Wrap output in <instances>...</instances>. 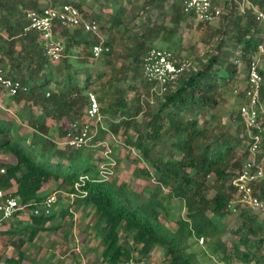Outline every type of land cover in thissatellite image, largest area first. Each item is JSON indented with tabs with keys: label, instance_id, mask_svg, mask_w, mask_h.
<instances>
[{
	"label": "trees",
	"instance_id": "16d2710c",
	"mask_svg": "<svg viewBox=\"0 0 264 264\" xmlns=\"http://www.w3.org/2000/svg\"><path fill=\"white\" fill-rule=\"evenodd\" d=\"M108 1L115 8L107 21L108 28L101 20L103 17L90 10L88 0L53 3H72L100 23L101 33L116 29L121 35L120 39H105L81 27L61 29L58 36L64 44L63 55L59 61H53L38 34L25 31L28 12L43 8L46 2L0 0V61L8 76L20 79L29 88L27 92L10 96L11 100L17 103L27 100L33 107L43 108L39 118L31 111L27 120L33 127L30 134L23 133L20 124L0 119V168H6L0 187L28 204L31 211L28 219L32 224L28 240L32 241L41 231L67 224L65 219L72 215L71 208L84 204L96 218L102 264H120L139 257L149 261L157 247L165 252L168 264H195V253L190 248L194 239L201 236L213 242L211 249L222 263L264 264V219L242 209L239 216L243 221L233 230L230 244L222 240L220 223L234 214L229 208L237 193L233 180L244 163L237 158L238 149L243 142L247 143L239 107L248 101L242 90L237 94L235 90L246 82V74L242 81L239 78L241 67L244 65L247 70L253 54L264 44V21L257 18L254 9L264 12V0H249L251 5L244 12L240 2L239 11H234L237 4L225 0L217 28L199 21L204 31L202 41L211 44L216 40L215 48L198 58L196 64L200 67L185 71L173 81L146 112L141 105V94L137 98L122 95L121 84L129 81V71L142 73L148 41L154 33L167 28L168 0H144L142 6H134L133 17L130 16L132 0H124L125 4L122 0ZM185 1H172L170 9L175 10L178 21L184 13ZM154 11L157 14L153 20ZM189 15L195 18L194 14ZM137 16L145 17L140 24L136 23ZM174 25L180 28L178 22ZM97 43L109 46L110 50L94 58L93 46ZM117 46L122 50H117ZM79 47L85 53L76 51ZM86 57L107 67L94 73L84 65L88 61L80 60ZM120 59L129 60L128 66H117ZM260 70L264 77V70ZM142 79L145 91H150L152 85ZM52 83L56 85L54 89L50 87ZM90 88L95 89L100 103L106 104L101 112L114 116L108 127L100 128L96 140H101L109 130L116 134L123 130L128 146L138 152L136 161L139 164L147 161L152 167L151 170L139 168L138 175L154 177L155 187L148 181L140 191H132L126 182L111 175L103 178L104 154L96 159L92 151L84 152V148L59 146L61 140L49 133L47 117L56 122L82 119L81 107L89 105ZM126 89L138 91L140 87L136 83ZM227 92H234L236 100L231 113L236 124L234 132L228 130L220 114L221 107L227 103ZM203 112L210 114V120L201 124L199 116ZM141 113L145 114L143 122L137 119ZM243 153L249 155L248 145ZM233 167L237 168L233 170ZM84 175L87 179L81 180ZM77 182L80 191L75 187ZM52 184H57V189L68 187L73 200H68L69 206L60 208L57 204L60 209L49 214H36L35 209L41 208L44 199L52 193L51 190L42 193L44 186ZM260 188L264 196V180ZM172 198L182 201L183 215L176 217L172 213ZM58 216L59 226L49 225ZM13 242L23 256L26 244L23 236H17ZM5 264H22V258L7 257Z\"/></svg>",
	"mask_w": 264,
	"mask_h": 264
},
{
	"label": "rangeland",
	"instance_id": "374dc122",
	"mask_svg": "<svg viewBox=\"0 0 264 264\" xmlns=\"http://www.w3.org/2000/svg\"><path fill=\"white\" fill-rule=\"evenodd\" d=\"M72 2H78V0H72ZM90 2V0H88ZM239 2L242 3L243 0H233V3L237 4V7H234V11H239ZM43 4V3H42ZM88 4V3H87ZM183 7V6H182ZM225 12H229L228 9ZM185 20H182V23L179 24V32L178 36L181 39L178 41V48L172 49L177 54L183 57H188L193 60L194 65L196 67H200L196 62L198 58L203 56L207 51H211V49L215 48L217 41L213 40L211 44H206L202 41V36L204 34L202 24H198L195 18L192 16H186ZM221 20H217L212 23L211 26L213 28L220 27ZM95 35V34H94ZM100 35L101 32H100ZM97 36V35H96ZM262 46V47H261ZM259 49L253 54L252 59L258 60L259 66L262 70H264V44H262ZM81 61L91 60L89 58H80ZM247 70L244 65L240 69L239 78L242 81V78L245 76ZM108 76L110 71L107 72ZM143 75L142 73L133 74V71H129L128 79L126 83L121 84V88L124 91L121 92L123 95H127L129 98H137L139 94L141 105L143 107V111L150 107L149 105H155L157 102V96L152 95L151 91H145L146 85L143 83ZM142 79V81H141ZM240 81V82H241ZM139 84L140 89L138 91L126 89L129 84ZM238 83L233 87L235 88ZM55 84H52V88H55ZM98 86V85H97ZM264 86V85H263ZM48 87V86H47ZM241 86L238 85L237 88ZM112 88V87H111ZM94 88L88 89V92H94ZM227 98V103L221 107L220 114L223 122L227 125V128L230 132L235 131L236 124L232 122L231 113L236 106V100L234 97V92L230 94L227 92L225 94ZM149 103V104H147ZM88 105H84L81 107V111L83 113L82 118H85V110ZM32 108V109H31ZM106 108V104L101 102V110ZM31 111L36 114L35 118H39L43 113V108L41 107H33L27 100H23L20 103H17L14 100H11V97L5 93L0 95V119L14 121L21 125V131L26 134H30L33 131V127L31 124H28V118L30 116ZM103 117L101 120L96 123L92 122V132H93V140L90 145L85 147L84 152H90L94 154V157H102L105 154V151L111 150L110 156L112 157L113 165L109 166V171L111 172V176L113 179H117L119 181L126 182L128 184V188L132 191H140L143 186L150 181L152 187L156 186V180L154 177L148 178L145 174L143 177L138 175L139 168L146 167L151 170V165L146 161L143 164H139L136 161V156L138 157V152L134 148H130L125 141V133L121 130L120 133L116 134L111 130L107 131L101 140H96L98 138L100 128L108 127L110 120L114 117L111 113H105L102 111ZM210 114H206L205 112L200 114V122L201 124L204 121H209ZM45 120L46 126L49 128V133L61 140L59 146L65 145L63 142L65 140V131L70 124V120H61L60 122H56L52 120L50 117H47ZM25 119V120H24ZM79 119H81L79 117ZM140 122L145 120V114L141 113L137 117ZM212 121V120H211ZM213 122V121H212ZM49 123L51 125H49ZM57 123V124H56ZM48 133V134H49ZM49 134V135H50ZM66 146V145H65ZM247 149V143L243 142V146L238 149L237 158L243 163L245 159L249 156H245L243 153L244 150ZM264 156L261 154L260 157ZM2 157H7L2 155ZM237 167H233L232 169H236ZM57 184L45 185L42 193H47L49 190L52 191L51 194L56 193L57 202L61 207L69 206L70 202L68 200L72 197L69 196V192H67L68 187H63L61 189H57ZM172 213L177 217V215H183L185 213L183 203L178 198H172L170 200ZM56 206L53 211H56ZM242 210V209H241ZM240 210V211H241ZM31 214V211L27 209L26 212H21L18 215L14 216L11 220L0 224V259L5 260V258L10 254H17L16 246L17 243L12 241V238H16L17 236H23L25 239V248L28 247L30 241H27L29 238L28 231L24 229V226L30 224L31 222L28 219V216ZM71 214L68 216L65 221L67 224L59 226L57 224L60 223V217L58 216L54 223L50 222L49 225L56 224L57 229H52L49 231L48 235L43 237V246L46 248L44 255H48L49 258L44 264H102L100 252L102 251V245L99 237L96 232V218L94 217L93 211L86 207L84 204H77L71 208ZM262 219V216H260ZM243 221V219L239 216V213L231 214L224 219L221 220L220 223L222 227V240L229 242V244L234 239L233 230H235ZM67 226V227H66ZM15 230L14 234L7 233L4 231L7 230ZM24 229V230H22ZM22 230V231H21ZM27 232V233H26ZM194 245L190 248L191 252L195 253L194 263L198 264H225L220 260L219 256L216 255L211 246L213 242L205 238L204 243H200L199 238H195ZM214 240V239H213ZM40 242V244L42 243ZM30 251L34 254L33 251L38 248L39 244L36 246L34 244H30ZM42 252V251H41ZM42 252V253H43ZM150 264H168V261L165 260V252L161 247H157L153 254L151 255V259L149 260ZM237 264H240L239 262Z\"/></svg>",
	"mask_w": 264,
	"mask_h": 264
},
{
	"label": "built area",
	"instance_id": "2783aa9c",
	"mask_svg": "<svg viewBox=\"0 0 264 264\" xmlns=\"http://www.w3.org/2000/svg\"><path fill=\"white\" fill-rule=\"evenodd\" d=\"M59 0H44L46 6L38 10L29 11L27 18L29 24L25 31H34L38 34L47 54L53 61L62 58L64 44L58 34L64 28L81 27L84 31L100 35V23L91 17H87L80 8L72 3L65 2L54 5ZM225 0H186L185 12L194 14L196 20L214 23L220 19L224 11ZM248 5L249 0L240 3L242 12ZM253 6V5H252ZM257 18L264 21V12L254 7ZM262 47V46H261ZM110 50V47L102 43L93 46V56L98 58L103 52ZM191 69H197L192 59L177 54L172 49L151 46L142 63V74L144 79L152 85L151 94L159 96L166 92L168 86L175 81L182 73ZM264 77L261 73L258 60L252 59L247 66L246 82L244 86L237 88L235 94L243 91L247 103L239 107L242 121L245 125V134L249 156L245 159L243 166L237 172L233 182L237 189L236 196L229 203V208L234 213H240L241 209L249 210L262 216L264 219V196L261 194L260 185L264 180V101L262 100ZM28 86L20 79L8 76L4 64L0 61V95L15 96L27 92ZM89 105L86 108L85 118L75 119L70 122L67 128L64 144L70 148L82 149L90 145L93 140L92 122L98 123L103 114L101 103L95 92H88ZM111 150L105 151L106 161L101 166V176L108 178L112 175L109 166L113 165ZM6 173V168H0V181ZM87 179L84 175L81 180ZM80 191V182L75 184ZM73 197V194H70ZM57 202L56 193L44 199L41 208L35 209L36 214L41 212L51 213ZM28 204L22 203L19 197L11 191L0 187V224L11 220L21 212H25ZM261 218V217H260ZM200 243L205 242V237H199ZM264 245V241H263ZM120 264H150L149 261L139 257L122 261ZM251 264V263H245Z\"/></svg>",
	"mask_w": 264,
	"mask_h": 264
},
{
	"label": "crops",
	"instance_id": "0c3cea01",
	"mask_svg": "<svg viewBox=\"0 0 264 264\" xmlns=\"http://www.w3.org/2000/svg\"><path fill=\"white\" fill-rule=\"evenodd\" d=\"M122 1H124V0H122ZM143 1L144 0H132L131 1V3H130V9H131L130 16L131 17L136 15V11L134 9V6L135 5L136 6H142ZM172 1L173 0H168L167 5H166V8H167L166 10H167L168 14H167V17H166L165 21L167 23V26H166L167 28H165L162 33L157 32V34H155V33L153 34V38L150 41H148L147 50L151 46H158V47L168 48V49L178 48V46H177L178 45V41L181 39V37L178 36L179 29H176L174 24L176 22H178L179 24L182 23V20H185L187 18L186 16H190V15H189V13L185 12V10H183L184 13L181 14L180 20L178 21V19H176V16H175V10L173 11V10L170 9ZM125 3H126V1H124V4ZM89 4H90V10H92L94 12V14L103 17V19H101V20H102V22H104L103 23V24H105L104 26L106 28H108L109 23L107 21H109L111 19L112 14L115 13V8L110 4V2L108 0H90ZM108 4H110V5H108ZM156 14H157V12L154 11L153 15H152L153 20L155 19ZM144 18H145L144 16H141V17L137 16L136 23L140 24V22L142 20H144ZM196 21L199 24V21L198 20H196ZM101 34H102V37L105 38V39L106 38H117V39H120V36H121L120 32L117 31L116 29L108 31V32H105V33L103 32ZM117 50L121 51L122 47L121 46H117ZM76 51H80V52L85 53L83 51V49L80 48V47L77 48ZM146 51H145V53H146ZM145 53H144V55H145ZM88 58L91 60V62L88 63V64H84V65L85 66L88 65V67L90 68V71H92L94 73H97V71H100L103 68L107 67V66L103 67L101 63L94 62V60L91 57H88ZM129 62H130L129 60L120 59V62H119V64L117 66L123 65L124 67H127ZM110 68H112V66H110ZM110 68L108 67L107 71H110ZM52 84H54V83H52ZM52 84L50 85V87H52ZM47 121H49L48 118H47ZM49 125H51V124L49 123ZM58 207L59 206L57 205V208ZM25 227H28L25 230L28 231L27 235H30V228L32 227V224L31 223L27 224V225L24 226V228ZM53 229H55V227ZM50 230L52 232V229H49L47 231H41V232H39V234L36 235V237L32 241L28 240V241H30V243H29L27 248H25V249L23 248V252H24L23 256H21L20 253H19V250L16 249L17 254L10 253L7 257L8 258L9 257H13L14 259L22 258V264H44V262H46L48 260L49 256L48 255L47 256L44 255L43 251H45L46 248L43 246L42 240H43V237L45 235H48ZM4 232L14 234L15 232H18V231H15V230L11 229V230H7V231H4ZM0 233H1V231H0ZM13 239L14 238H12V241H13ZM40 242H42V243L40 244ZM30 244L31 245L34 244L35 246L37 244H39L38 248H36V250L33 251L34 254H32V252L30 251V248H29V247H31ZM0 264H5V260H1L0 259Z\"/></svg>",
	"mask_w": 264,
	"mask_h": 264
}]
</instances>
